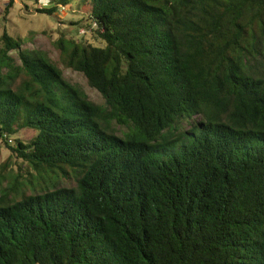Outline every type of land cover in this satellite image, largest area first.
Returning <instances> with one entry per match:
<instances>
[{
	"label": "trees",
	"instance_id": "obj_1",
	"mask_svg": "<svg viewBox=\"0 0 264 264\" xmlns=\"http://www.w3.org/2000/svg\"><path fill=\"white\" fill-rule=\"evenodd\" d=\"M50 2L58 59L0 36V264H264V0Z\"/></svg>",
	"mask_w": 264,
	"mask_h": 264
},
{
	"label": "rangeland",
	"instance_id": "obj_2",
	"mask_svg": "<svg viewBox=\"0 0 264 264\" xmlns=\"http://www.w3.org/2000/svg\"><path fill=\"white\" fill-rule=\"evenodd\" d=\"M10 0H0V10L2 11L5 6L8 5ZM12 7L9 8L6 19L0 14V36L4 29H6L12 36L19 37L25 41L22 44V48L29 50H38L43 55H46L53 60L58 59L59 50L56 47V41L59 37V27L66 28L70 34L78 32V35H82L85 32L84 27L77 29H69L72 25L67 24L68 21L77 20L80 15L76 13L70 6H59V10L54 16L41 14L36 10V6L48 7L51 4V0H13ZM73 3V2H71ZM60 16V17H58ZM61 22H65L64 24ZM14 57H17L15 52L12 53ZM64 75L68 81L73 84L81 86L90 98L98 103H103L104 99L102 95L92 88L84 75L78 71L71 69H65ZM188 127L189 125H185ZM37 131L32 128H24L19 130L13 135L10 144L15 145V139L20 138L28 141L34 138ZM20 160L12 155L6 147L2 148L0 153V195L4 194L6 190L11 186L18 173H21L25 166H19ZM22 168V170H21ZM63 185H73L72 180H63ZM20 185L17 186V188ZM23 187H19V193ZM32 190L26 189V194H32ZM16 194L12 192L11 199H14Z\"/></svg>",
	"mask_w": 264,
	"mask_h": 264
},
{
	"label": "built area",
	"instance_id": "obj_3",
	"mask_svg": "<svg viewBox=\"0 0 264 264\" xmlns=\"http://www.w3.org/2000/svg\"><path fill=\"white\" fill-rule=\"evenodd\" d=\"M11 141V140H10Z\"/></svg>",
	"mask_w": 264,
	"mask_h": 264
}]
</instances>
